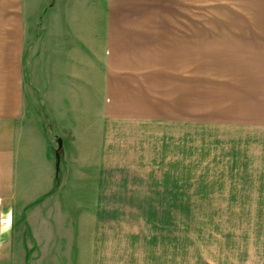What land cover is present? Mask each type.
Returning a JSON list of instances; mask_svg holds the SVG:
<instances>
[{
    "label": "crops",
    "instance_id": "0c3cea01",
    "mask_svg": "<svg viewBox=\"0 0 264 264\" xmlns=\"http://www.w3.org/2000/svg\"><path fill=\"white\" fill-rule=\"evenodd\" d=\"M151 3L0 0V264L32 248L33 210L93 250L110 187L187 164L189 124L204 116L190 115L188 70L166 63L172 25L143 18ZM213 156V170L264 183V147Z\"/></svg>",
    "mask_w": 264,
    "mask_h": 264
},
{
    "label": "rangeland",
    "instance_id": "374dc122",
    "mask_svg": "<svg viewBox=\"0 0 264 264\" xmlns=\"http://www.w3.org/2000/svg\"><path fill=\"white\" fill-rule=\"evenodd\" d=\"M144 17L172 25L166 63L188 70L190 115L204 116L189 124L188 162L157 170V184L138 171L110 187L93 250L33 210L21 264H264V183L212 168L215 148L264 147V0H152Z\"/></svg>",
    "mask_w": 264,
    "mask_h": 264
}]
</instances>
